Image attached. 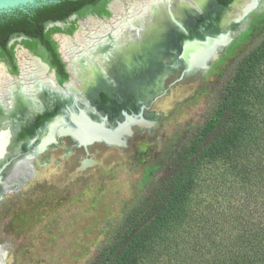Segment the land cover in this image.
<instances>
[{
    "label": "rangeland",
    "instance_id": "obj_1",
    "mask_svg": "<svg viewBox=\"0 0 264 264\" xmlns=\"http://www.w3.org/2000/svg\"><path fill=\"white\" fill-rule=\"evenodd\" d=\"M124 2L118 0L116 4ZM92 21L82 18L75 35H56L64 59L67 55L73 59L78 56L82 42L91 38L92 34L87 38V33L93 27ZM252 27L253 34L231 54L228 48L224 49L212 61L211 51L203 46L143 74L137 109L126 107L119 118H107L120 121L106 130L110 141L100 139L99 133L90 127L72 139L71 134L62 135L73 126L67 117L61 118L50 125L51 136L57 137V141L44 146L48 135L43 132L40 146L37 142L29 147L25 169L13 160L10 178L0 171V194L31 175L23 186L6 192L0 200V260L4 264H89L125 213L139 201L160 162L179 138L205 119L211 92L221 73L264 29V5L250 13L247 27L232 34V42ZM224 35L216 41V47L223 46ZM26 52L21 50L24 57L18 58L22 73L11 76L13 81L1 63L0 89L6 80L18 83L24 72L44 67ZM195 55L199 56L198 61ZM206 64L210 67L203 70ZM161 76H165L162 83ZM83 78L87 80L86 76ZM164 89L151 105L149 101ZM79 95L84 101L99 105L94 95ZM133 118L138 120L129 124ZM41 147L43 150L39 151ZM29 152L36 153L34 159ZM46 159L49 162L39 166Z\"/></svg>",
    "mask_w": 264,
    "mask_h": 264
},
{
    "label": "trees",
    "instance_id": "obj_2",
    "mask_svg": "<svg viewBox=\"0 0 264 264\" xmlns=\"http://www.w3.org/2000/svg\"><path fill=\"white\" fill-rule=\"evenodd\" d=\"M89 1L60 0L1 15L0 58L18 73L9 41L27 36L22 43L67 80L52 38L63 29L45 28ZM252 34L253 27L228 54ZM89 264H264V29L221 73L205 119L179 138Z\"/></svg>",
    "mask_w": 264,
    "mask_h": 264
},
{
    "label": "bare ground",
    "instance_id": "obj_3",
    "mask_svg": "<svg viewBox=\"0 0 264 264\" xmlns=\"http://www.w3.org/2000/svg\"><path fill=\"white\" fill-rule=\"evenodd\" d=\"M263 5L264 0H151L139 16L125 23L120 21L110 36L101 30L84 40L82 45L92 47L89 52L75 59L66 56L73 76L67 90L56 86L51 76L46 75L47 68L42 66L24 72L23 80L13 85H6L9 83L6 80L0 89V171L10 178L13 160L25 169L29 147L37 142L40 146L43 132L47 131L48 135L44 146L57 141V137L51 136L50 125L68 117L71 106L81 105L71 94L76 90L77 79L86 76L91 85L100 87L91 94L99 103L95 106L97 113L117 119L124 108L137 109L143 74L152 73L158 65H167L185 52L195 53L203 46L208 47L212 58L216 57L228 46L232 34L247 27L250 13ZM224 33L223 46L218 48L216 41ZM92 37H97V41ZM198 59L195 55V61ZM164 78L161 76V83ZM164 92L165 89L157 93L149 101L151 105ZM136 120L130 119L128 123L134 124ZM95 132L100 139L107 138L100 131ZM42 150L41 147L39 151ZM48 162L46 159L39 166ZM29 177H23L15 186L23 185ZM0 264L4 262L0 260Z\"/></svg>",
    "mask_w": 264,
    "mask_h": 264
},
{
    "label": "flooded vegetation",
    "instance_id": "obj_4",
    "mask_svg": "<svg viewBox=\"0 0 264 264\" xmlns=\"http://www.w3.org/2000/svg\"><path fill=\"white\" fill-rule=\"evenodd\" d=\"M118 0H91L89 1L84 7L81 9V11H84V13H81V11H77L75 13H72L67 21H55L48 23L45 30H49L55 26H60L63 30L59 32H53L52 33V38L57 42V50L60 53V58L63 62H65V70L69 74V78L65 81H61V77L59 75V71L56 66L51 65V63L47 60L46 57L41 56L40 54L35 53L32 51L30 48L26 47L23 43L22 40L28 38L27 36H16L10 39L9 45L14 44V55L16 59V65L18 67V73L13 72L12 66L6 61L5 58H0V66L1 63L3 64L4 72L5 74L13 81L14 79L11 76H17L20 73H22L20 64H19V55L21 56V50H26L27 56L28 57H36L35 59L39 61L44 67L47 68L48 74L51 75V78L55 82L56 86L62 88V90H67V83L71 80V70L68 68L69 62L67 59L63 57L62 52L59 47V43L57 41L56 35L59 33H65V34H76L79 32V27L81 26L80 21L82 18H91L94 21L93 22V27L90 31H88V36L87 38L93 33L99 32L101 30H104V33L106 36H110L111 33H113L117 29V24L122 21V22H127L135 18L136 16H139L144 10L147 2L151 0H124V4H116ZM133 7L136 8V10H133ZM98 8V9H96ZM73 27L74 26V31L73 33H69L66 29L68 27ZM107 31V32H106ZM91 35V36H92ZM86 38V37H84ZM94 41H97V37H92ZM233 41V40H232ZM231 41V42H232ZM233 43V42H232ZM232 43H230L228 46H230ZM80 44V43H79ZM21 46V47H20ZM38 46H41L40 43H38ZM20 47V48H19ZM78 47V46H77ZM92 47H87L86 45H83V48L80 49V53L82 52L83 49L87 50ZM90 50H87L86 52H89ZM84 52V53H86ZM83 53V52H82ZM81 53V54H82ZM48 55V54H46ZM51 58V55H48ZM80 56V54H78ZM76 56L75 58H77ZM74 58V59H75ZM210 67V66H209ZM208 69V68H207ZM23 79L21 78L20 81ZM17 81V80H16ZM18 81V82H20ZM10 84V83H9ZM15 84V83H14ZM13 85V84H10ZM73 136H71L72 139ZM28 181V180H27ZM26 183V182H25ZM24 183V184H25ZM23 184V185H24ZM22 185V186H23Z\"/></svg>",
    "mask_w": 264,
    "mask_h": 264
},
{
    "label": "water",
    "instance_id": "obj_5",
    "mask_svg": "<svg viewBox=\"0 0 264 264\" xmlns=\"http://www.w3.org/2000/svg\"><path fill=\"white\" fill-rule=\"evenodd\" d=\"M58 1H60V0H0V16L3 14H12V13L19 11V10L29 11L32 8H37V7H40L42 5L55 3ZM232 39H233V37H231V41H232ZM231 41L229 42V44L231 43ZM227 48H228V46H226L224 51H226ZM90 49L91 48H89L87 50H90ZM87 50L83 49L82 52H86ZM81 53H79V54H81ZM216 55H217L216 57L212 58V61H214L215 58L217 59L219 57V54H216ZM209 66H210V64H206L203 67V70H206L207 68H209ZM68 68H69V66H68ZM72 79H73V76H71V80L69 81V83L72 82ZM80 80L81 81H78V85L76 86L75 92H71V94H73V96L78 100L77 102L81 105H74V107L71 106L70 112H69L68 117H67V122H71V125L73 126V128L71 130H68L65 126V128L67 130L65 129L64 131H66V132H63L62 135L71 134V136L76 137L77 136L76 134H78L79 132H83V130L85 128L90 127L92 130L93 129H94V131L98 130L101 133H103L104 135H106L107 138H104V140L110 141V139H109L110 134H108V132H106V130H110V128L112 126L111 124L116 125L120 121L112 122V121H109L106 118V116L102 117L100 114L97 113V107L92 105L90 102L84 101L80 97L79 94H84V95L88 94L89 95V94H93L94 90L95 91L100 90L99 89L100 87L91 85L92 83L87 81L85 78L80 79ZM125 121H127V120H125ZM99 123H102L103 126H101V124H99ZM119 129H117V130H119ZM35 156H36V153L33 152L32 158L34 159ZM29 178L25 179L26 181H24L23 183L27 182V180H29ZM21 186L22 185H16L15 187L6 188L1 193L0 200L4 197V194L6 192L17 190ZM0 248H2V247L0 246Z\"/></svg>",
    "mask_w": 264,
    "mask_h": 264
},
{
    "label": "snow or ice",
    "instance_id": "obj_6",
    "mask_svg": "<svg viewBox=\"0 0 264 264\" xmlns=\"http://www.w3.org/2000/svg\"><path fill=\"white\" fill-rule=\"evenodd\" d=\"M250 6H254V4L250 5Z\"/></svg>",
    "mask_w": 264,
    "mask_h": 264
}]
</instances>
